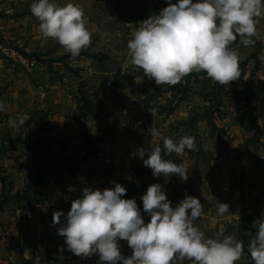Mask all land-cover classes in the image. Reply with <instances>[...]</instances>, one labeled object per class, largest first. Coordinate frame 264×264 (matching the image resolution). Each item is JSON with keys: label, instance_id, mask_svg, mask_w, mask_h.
Masks as SVG:
<instances>
[{"label": "rangeland", "instance_id": "rangeland-1", "mask_svg": "<svg viewBox=\"0 0 264 264\" xmlns=\"http://www.w3.org/2000/svg\"><path fill=\"white\" fill-rule=\"evenodd\" d=\"M72 2L83 9L92 33L89 47L75 58L55 40H43L40 21L30 12L32 0H0V100L6 103L0 112V264H97L98 254L81 258L67 250L53 213L66 214L84 187L103 190L113 181L127 189L125 198L136 199L145 222L150 216L141 196L152 183L164 185L172 206L186 195L197 197L203 212L196 222L205 235L220 228L234 234L244 248L236 264H254L248 251L256 232L252 222L264 214V101L258 95L264 93V36L254 46L242 45L239 36L230 45L240 57L241 77L227 87L204 72L158 86L131 64L127 44L142 20L158 14L168 0ZM33 59H84L90 66L82 73L69 70L80 78L73 91L63 74L51 70L70 99L65 112L76 142L71 148L52 150L47 139H36L34 129L49 123L39 111L55 106L45 96L40 103L27 86L34 83L28 69ZM18 87L28 90L26 101L12 94ZM21 114L29 117L25 124L10 128L8 120ZM153 128L159 137L152 136ZM183 136L195 137V150L164 152V137ZM141 146H160L163 158L186 165L187 180L172 174L165 184L163 175L153 176L139 156L130 155ZM222 179L225 185L217 187ZM218 201L228 203L231 214L217 216ZM118 243L122 255H131L126 240Z\"/></svg>", "mask_w": 264, "mask_h": 264}, {"label": "clouds", "instance_id": "clouds-1", "mask_svg": "<svg viewBox=\"0 0 264 264\" xmlns=\"http://www.w3.org/2000/svg\"><path fill=\"white\" fill-rule=\"evenodd\" d=\"M29 8L40 21L43 40H55L71 57L91 44L84 11L72 0L65 4L32 0ZM260 18H264V0H168L166 7L134 30L127 44L130 62L158 86H174L192 72H204L227 87L241 77L240 57L230 45L237 36L246 47L262 39L257 28ZM5 108L6 103L0 100V112ZM28 118L21 114L7 124L15 129ZM151 134L160 136L155 128ZM195 149V137L163 138L166 154L179 156ZM161 153L160 146H141L130 155L139 156L153 176L163 175L165 184L172 174L187 180L186 165L165 159ZM112 183L113 187L103 190L84 187L66 214L63 210L53 213L52 224L59 225L57 234L64 237L67 250L74 255L87 258L98 254L97 264H236L242 257L243 243L234 234L226 235L220 228L214 236H206L201 230L196 221L203 209L197 197L186 195L172 206L164 185L152 183L141 196L143 210L150 216L145 222L136 199L125 198L127 189ZM68 190L75 189L69 185ZM216 214H231L229 204L218 201ZM252 224L256 232L248 251L254 264H264V214ZM119 240L127 241L131 255H122Z\"/></svg>", "mask_w": 264, "mask_h": 264}, {"label": "crops", "instance_id": "crops-1", "mask_svg": "<svg viewBox=\"0 0 264 264\" xmlns=\"http://www.w3.org/2000/svg\"><path fill=\"white\" fill-rule=\"evenodd\" d=\"M262 21H264V18L259 19V22ZM258 30H261V36H264V28ZM57 52L63 53L64 51L59 48ZM57 52L55 53L57 54ZM86 64L87 60L84 59H69L64 61H37L36 59H33L31 61V67L28 68L30 70L29 77H31L34 82L33 87H29V85H27L28 88L38 94V100L40 103H43V97L45 96L46 99L44 101H48L47 98H51V103H53L55 106V109H51L53 111H49L47 113L39 111V115L41 117L47 118L49 123L47 124V126H45V128L36 127L34 129L36 139L37 137H40L39 142L41 143L47 139V142L49 143L52 150H60L61 148L68 149L71 148L72 145L76 142L71 140L73 126L71 125L69 118L65 112V107L71 104L70 99L68 100L66 98L67 95L60 92L58 85L61 81L59 80V78L57 79L56 77H52L53 72L51 70L55 72L58 71L60 74H63L64 77L61 76L62 81H68L69 85L71 86L70 88L73 91L76 90V82L80 81V78L76 75H71L72 73H70L69 70L75 69L79 71V73H82L83 69L88 70V68H90V66L87 67ZM27 91L28 90L26 89H21V87H18L17 90L12 94L20 95L23 97V100H25L24 98L29 94ZM74 93L75 94L71 96L73 104L75 96L78 94L77 92ZM258 95H260L261 97L259 100L264 101V93ZM254 96L257 97V94H255ZM78 97L80 98V95ZM74 126H78V123L74 124ZM220 185H225L224 179H222L221 182H217V187H219Z\"/></svg>", "mask_w": 264, "mask_h": 264}, {"label": "built area", "instance_id": "built-area-1", "mask_svg": "<svg viewBox=\"0 0 264 264\" xmlns=\"http://www.w3.org/2000/svg\"><path fill=\"white\" fill-rule=\"evenodd\" d=\"M108 85H110V82L108 83Z\"/></svg>", "mask_w": 264, "mask_h": 264}]
</instances>
